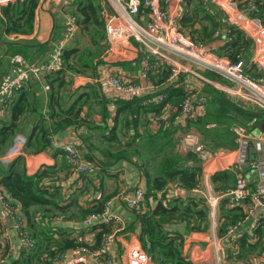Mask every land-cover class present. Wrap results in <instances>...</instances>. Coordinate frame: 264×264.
I'll return each instance as SVG.
<instances>
[{
    "label": "trees",
    "instance_id": "obj_1",
    "mask_svg": "<svg viewBox=\"0 0 264 264\" xmlns=\"http://www.w3.org/2000/svg\"><path fill=\"white\" fill-rule=\"evenodd\" d=\"M238 1L241 10H248L251 18H257L264 24V0ZM39 2V0H19L3 7L0 10V24H3L2 20L5 21L4 33L8 35L17 34V36H21V34L31 35L35 27L36 12L40 7ZM183 6L184 12L178 19V26L187 37L197 44L206 46L213 41L217 31L223 29L229 30L224 35L229 37L230 40L220 50V55L226 56L233 64L245 60L246 74L247 72L251 73V68L256 69L254 65L250 66V62H248V58L251 57L253 52V40L243 30L235 26H228L227 28L224 12L215 6L211 0H184ZM74 7L75 10H71L73 15L67 13L66 16L75 17L77 27L90 37L92 44L97 45L99 38L97 32L105 31L102 17L104 7H106L104 0L101 4L100 0H76ZM76 17L79 18L77 19ZM34 44L35 42L33 41L25 43L11 42L10 45H21L18 48L12 47L13 52L11 55L21 56L29 66L35 65L26 60L29 59L28 54L32 51V48L28 47H33ZM27 49H30V51ZM62 56L61 63L63 66L60 70L50 71L47 74L43 73V80H45L47 86L49 85L54 95L58 94L56 89L67 88L68 82L65 79V75H63V70L67 67V70L75 71L77 66L75 64L74 68L72 65L68 67L71 59L70 53L63 52ZM77 62L83 67L86 66L87 69L91 67V61L79 60ZM163 69L164 67L159 72L151 74V76L161 73ZM170 71L168 72L169 76L171 74ZM168 75L165 77V80L163 79L161 82L154 84L160 87V94L165 95V98L159 104L151 103V99L147 96L135 97L128 101L109 100L98 85L101 97L107 100L108 104L112 105V108L116 104L121 103V107L117 110L119 115H125L127 118L133 114L130 122H128V119L126 120L128 123L124 127H122L123 120L119 123L116 119L112 122L111 126L102 127H104L105 131L108 129L107 134H105L106 142L122 145V136L129 134L131 130H129L130 125L138 126L137 123L140 120L141 114L135 113L150 111L149 113L154 114L162 123V127L158 132H146L144 135H138V140L133 144L134 150L132 156L138 159L140 164H137L141 176L145 181V201L146 197H156L157 193H161V197H164L157 201L156 207L153 210L145 212L144 203L142 211L134 212L136 221L139 222L140 226L139 240L154 264H196L184 252L183 236L166 230L168 224L183 220L185 217L190 216L191 213L192 217L197 216L201 221L207 220V215L209 214V208L205 203L206 199L187 202L195 206L194 211H191L190 207H185L187 203L180 198H172L171 201L165 199L170 188H173L175 185L186 191L195 190L199 186L203 175V165L198 159L197 154L192 151L181 153L178 146L181 144L183 136L189 132L188 128L193 126L200 133L202 131L207 132L209 136H216L223 145H227V137L232 135L233 143L231 141L228 145H235L233 127L239 124H229L230 117L235 114H242L245 117L246 115H253L254 118L264 117V114L258 110L248 109L243 103H239L238 100H234L224 92L208 85L206 92L208 96L205 97L207 104L205 115L197 119L187 118L183 123L179 118L182 114L183 102L190 94L188 93L190 85L184 81L185 77H181V75L173 84H167L161 88L163 84H166L169 78ZM205 76L212 81L218 79L215 73L212 72H206ZM23 84L24 82L19 87L13 88L9 97H6L4 102L1 103V105L9 104L8 108L11 113V119L4 123L0 122V156L11 145L10 143L13 142L15 136L21 133L19 132L22 130V120L20 118H23L26 112L31 109L30 103L32 102V93L34 91L33 89L24 87ZM16 95L17 98L14 99ZM55 98L62 99L58 95ZM53 101H55L54 98ZM135 101H139L138 106H131ZM34 103H37V101ZM54 104L60 107V120L57 123L48 122L51 118L50 115L54 117V111L51 110L52 103L50 97L48 104V114L50 115H48L47 119H41L40 115V119L29 137L27 145L28 153L37 154L45 151L51 146L52 136L57 130L74 126L78 124V120H82L81 116L86 106L82 101L81 103L76 101V104L67 109H64L58 100ZM142 104L143 106L141 107ZM159 114L161 116H157ZM226 119L227 122L225 121ZM224 127L225 129H223ZM124 128L126 132H122ZM256 128L257 126L255 127L254 125L251 128L252 130H250L254 131ZM180 130L184 133L182 137L179 136ZM85 147H88V145H85ZM92 147L93 145L89 149ZM76 149L79 154L78 157L82 161L91 164L94 169V173L82 171L79 175L76 174V177L95 175L98 173L97 170H101L102 163L98 162L90 151L85 153L79 151L77 147ZM97 149L105 154L113 153L112 151H108L107 147L100 148L97 146ZM116 153V155L111 156L120 158L122 155H129L131 152L121 151ZM63 154L66 161L63 169L68 171V176L65 179L66 181L72 180L70 177L75 175L74 169L68 162L64 150ZM52 171V168H45L30 175L27 172L23 157L17 158L7 167L0 164V187H4L9 192L11 199L16 203L9 204L13 207L12 210L18 208L22 213L21 218L14 217V219L16 223L20 224L19 234H22L26 238V241L20 245L21 249H23L22 255L25 258L19 261L15 260L12 264H51L52 262H58L69 250L73 251L79 247H86L89 250H91L90 248L100 249L105 237L113 233V225L103 222L96 223L92 227H85L91 229V232L96 234L94 244L89 245L82 238L72 237V231L66 229L68 227L63 226V223L57 224V227H55V223H50L53 218L58 216L60 218L62 216L65 221L85 220V218L92 214L103 213L106 210L107 202V200L95 201V204L89 209L80 208L78 213L67 214L70 207H79L78 201L65 194L66 198H64V189V192H62L58 187H52L47 183L52 175ZM236 177L237 172L235 169H227L216 173L212 177V182L217 191L223 192L227 188H231L236 182ZM66 183L69 184L68 182ZM239 212L237 208L223 210L224 223L221 228L222 233H226L228 225L234 224L243 218V214ZM10 213L15 216L14 211H10ZM1 219L2 217L0 216V221ZM193 225V229H201L199 223ZM27 226H29L31 232L28 231ZM1 227L0 223V230ZM20 238L21 236L19 240ZM239 243L240 251L237 254V259L242 261L243 264L251 255L256 253L261 254L264 251V224L259 226L252 235L245 234ZM43 253L45 256L40 259L39 255ZM0 264H4V261L0 260Z\"/></svg>",
    "mask_w": 264,
    "mask_h": 264
},
{
    "label": "crops",
    "instance_id": "obj_2",
    "mask_svg": "<svg viewBox=\"0 0 264 264\" xmlns=\"http://www.w3.org/2000/svg\"><path fill=\"white\" fill-rule=\"evenodd\" d=\"M76 0H56V4H61L65 7L63 9L65 12L75 9ZM169 4L165 5V8L168 10L171 18L175 21L177 20V16L181 10L183 9V1L184 0H169ZM215 6L221 9L215 1L211 0ZM225 1V0H224ZM227 1V11L222 7V11L224 12L226 19V27L235 26L241 30L242 23H244L250 17L248 13V17L244 14V10H238L239 1L237 0H226ZM244 1V0H243ZM107 4V12L105 21H108V18L112 16V12L109 9V5L112 9L120 16L121 22L126 23L128 18L126 15L125 7H121L115 0H109L106 2ZM181 5V7H179ZM229 8V10H228ZM2 9V8H1ZM0 9V10H1ZM67 9V10H66ZM48 10L51 12L54 19L57 20V15L54 12L53 8L49 7ZM62 10V11H63ZM72 12V11H69ZM233 12V13H232ZM63 13V12H62ZM51 14L47 11L42 10L41 7L38 8L36 12V20L34 31L31 35L22 37L23 39H32L35 44L32 48V51L42 50L47 45L42 46L46 42L49 41L51 36L55 33L53 37V43L57 41L58 43L53 46L52 51L49 53L51 48L46 49L47 61L42 63H48L52 53H55L56 50L60 52L61 41L64 40L66 33L68 32L69 24L67 22V18L63 19V27L59 31L53 30V21ZM55 14V15H54ZM134 20H140L137 17L133 18ZM77 23V21H76ZM106 24V22H104ZM51 24V25H50ZM145 24V23H142ZM78 28V27H77ZM74 32V38H71L70 41L66 42V46L62 50L61 58L63 59V52L70 53L71 59H77L82 55L87 57V62L91 61V67L86 66L83 67V70H78V72H74V70H67V67L63 70V75H65L66 81L71 83L73 88L71 91L67 93V91L62 87L61 89H56L58 94H53L49 85L47 86L45 80H43V73L34 74L30 76L28 81H24L23 86L33 89L34 93H32V102L31 109L26 112L21 122L22 130L19 131L21 133L17 134L11 142L9 147L6 149L3 155L0 156V164L4 167L11 165L17 158L23 157L25 160V165L27 167V172L30 175H33L40 170L45 168H52V175L50 179L47 181L52 187L60 189L63 195L71 196L70 198H74V200L78 201V205L81 209H89L94 204L95 201L99 200H107L106 208L115 215H117L120 220L119 222L113 223L112 231L116 232L115 243L109 247V252L107 256H97V252L99 249L90 248V253H87L85 263L81 264H110L109 261L112 260L111 264H128V255L130 248L135 245H141L139 240L140 235V226L139 222L136 221L135 214L132 212H128L120 202L115 201V197L118 193L123 191H128L136 188L137 186L145 187V181L141 176V172L137 163H139L138 159L132 156L133 153V144L138 140V135H144L146 132L156 133L161 127L162 123L154 116V114L149 113L150 111H141L135 114H141L140 120H138L137 125H130L129 134H125L122 136V145L113 144L112 142L105 141V131L104 127L111 126L112 122L116 119L120 123L123 120V126L126 123L130 122L132 115H129L127 118L125 115H119L117 110L121 107V103L116 104L114 108L112 105L108 104L107 100H104L100 95V89L98 84L95 81V77H97L104 68V62H106L109 71L115 73H121L127 79L132 78L137 83H143L144 80L141 77V57L143 53L141 52V48L135 40H131V45L126 46L124 49H118L117 57L112 55H107L105 52L102 56V59L105 57L106 60H100V56H95V51L93 49L94 46L91 45L89 37L84 34L81 29L78 28ZM221 33L218 36H215L213 41L206 45V49H208L211 53H216L220 55V50L226 44V36L225 32H229V30L223 29L220 30ZM104 32V31H103ZM106 33V30H105ZM17 36V34H14ZM14 35H8L7 33L2 32L0 36V40L4 42L5 38L12 40ZM3 37V39H1ZM106 37V36H105ZM254 40V39H253ZM228 41V37H227ZM13 42V41H12ZM16 42V41H14ZM8 49V53L12 54V47L18 48L21 45H10L11 42H5ZM20 43V42H19ZM25 43V42H22ZM52 40L50 41V45ZM254 44L256 46V41L254 40ZM49 45V46H50ZM255 46L253 47L255 51ZM30 51V49H27ZM107 51V50H106ZM49 54V55H48ZM57 54V53H56ZM167 57V63L163 65L164 69L161 73L157 75L151 76V81L153 84L161 82L168 75L169 68L171 67H181L182 69L191 70V73H183L181 77H185L184 81L192 86L196 91H198L201 95L207 97V87L211 85L212 80L207 78L204 75L202 76L207 82H204L200 77L197 76V73L193 70L198 66V64L192 61L190 58H184L183 56L173 55L169 52H164ZM253 54V53H252ZM110 56V58L108 57ZM12 57H14L12 55ZM1 58V56H0ZM99 59V61L97 60ZM108 58V59H107ZM251 57L248 58V62H251ZM70 59V60H71ZM247 59V58H246ZM32 62V61H31ZM2 62H0L1 64ZM34 63V62H33ZM40 64V65H42ZM6 65V64H5ZM36 65V66H40ZM0 65V87L1 83L5 76L11 74L10 69H7V65L3 67ZM77 67V66H76ZM85 68V69H84ZM168 68V70H166ZM66 72V73H65ZM5 73V74H4ZM65 73V74H64ZM4 76L1 79V75ZM47 74V73H46ZM196 74V75H195ZM169 76V75H168ZM250 76V75H249ZM30 81V82H29ZM29 82V83H28ZM216 82V81H215ZM67 84V87H68ZM213 85V83H212ZM211 85V86H212ZM47 87H49L47 89ZM213 87V86H212ZM216 89V88H215ZM227 89V90H226ZM226 89H222L223 92L227 93L230 98L234 100H238L237 97L229 94V87ZM234 90L238 88H233ZM232 89V90H233ZM29 90V89H27ZM231 91V89H230ZM60 96L62 99H58L55 97ZM51 97L52 103V111H54V117L48 114V104L49 99ZM17 98V95L14 99ZM38 98V100H37ZM53 98L60 101V104L64 109L69 108L76 104V101L83 104H86L84 107V112L81 116L82 120H78V124L74 126H68L65 129L57 130L52 136L51 146L48 147L45 151L34 154L27 152V145L29 142V137L34 130V126L38 123L41 115V119L48 118L50 115L49 123H57L60 120V107L57 104H54ZM37 101V103H34ZM12 102V101H11ZM139 101H135L131 106H138ZM9 105V104H8ZM8 105H1L0 103V122L4 123L11 119V113L9 111ZM143 104L141 105V107ZM205 109V107H204ZM206 113V109H205ZM118 114V118H117ZM161 114V113H160ZM157 116H161V115ZM205 115V114H204ZM125 120H124V119ZM258 122L255 125L257 128L251 133L253 138H258L264 134V117H257ZM128 119V122L126 120ZM20 120V121H21ZM249 121V120H248ZM115 123V122H114ZM120 130V129H119ZM252 130V129H251ZM187 131V128H186ZM189 133L196 135L199 138L198 130L196 127L188 128ZM122 132H126V129ZM257 132V133H256ZM181 130L179 131V136H181ZM254 134L256 136H254ZM183 136V135H182ZM184 137V136H183ZM129 138L131 140L129 141ZM126 142V143H125ZM99 143V144H98ZM125 143V144H123ZM67 145L75 146L81 152L87 153L91 152L96 158V160L101 164V170H97L98 173L95 175L88 176H78L73 175L72 181L69 179L66 181L65 178L68 176V171L64 170L63 165L65 164L63 148ZM88 145V147H85ZM93 145L91 149L89 147ZM97 146L100 148L107 147L108 151H112L113 153H102ZM180 147V144L179 146ZM235 148L231 151L227 150L228 155H234ZM131 152L129 155H122L120 158H116L111 155H116V152ZM220 153L216 155L211 161L205 163L203 165V175L200 179L199 186L192 191H186L179 188L175 185L173 188H170L167 194V201H171L172 198H180L185 203L190 201H199L205 200V198H217L220 196L219 191L216 190L215 185L212 182V177L221 171H225L229 169V167H225L223 169H218L215 172H206V166L209 163H212L214 159H216ZM224 163V162H223ZM243 174L247 175V177L251 180V185H254V181L256 180V172H251L249 169L244 167ZM68 182L69 184H67ZM235 183L231 186L234 187ZM64 187V188H63ZM64 189V190H63ZM228 189V188H227ZM89 192H93L94 196L91 197V201L88 202ZM64 195V198H66ZM86 195L84 201L82 198ZM161 193H157L155 196L146 197L145 201V212L151 211L156 207L157 201L163 199L161 197ZM8 201H7V200ZM65 201V200H63ZM204 202V201H203ZM207 207L209 208V214L207 215V220L201 221L197 216L192 217V213L190 216L185 217V219L180 221H175L166 226V230L173 234H179L183 236L184 240V252L185 254L196 264H243L242 261L237 259L238 252L240 251V243L235 244L231 240L226 237L225 232H221V228L223 226V210L225 209H234L228 206L227 199H220L219 205L213 209H211L209 203L205 201ZM9 204H16L10 197L9 192L4 188L0 187V216L2 217L1 230H0V260L4 261V264H12L13 261H19L25 257H23L21 249V241L19 240L20 234L17 230L16 223L14 217H22V213L18 208L12 210V206ZM241 207H235L243 214V211L246 209L244 205H240ZM10 207V208H9ZM78 207V206H74ZM73 207V208H74ZM185 207H190L191 211H194L193 204L187 203ZM6 211H14L15 216L13 218L7 217L5 215ZM238 215V214H235ZM191 217V218H190ZM231 219V217H230ZM84 220H75V221H65L60 218V216L53 218L50 223H55V227L57 224L63 223V226H67L72 231V237L74 238H82L86 241L87 244L93 245L95 242L96 234L91 232V229H87L84 225ZM232 221V220H231ZM199 223L201 229H193V224ZM3 223V224H2ZM60 225V224H59ZM196 226V225H195ZM28 231L31 232L29 226H27ZM142 246V245H141ZM143 248V247H142ZM146 252V251H145ZM66 255L68 257H74L72 251H67ZM148 255V254H147ZM256 255V256H254ZM251 255L250 257L254 258L256 261H253L251 264H263V262H259L260 254L256 253ZM45 255H39L40 259ZM149 257V255H148ZM259 257V258H258ZM150 259V257H149ZM41 261V260H40ZM151 264H154L150 259ZM42 262V261H41ZM51 264H67V261L59 259L58 262H52Z\"/></svg>",
    "mask_w": 264,
    "mask_h": 264
},
{
    "label": "built area",
    "instance_id": "obj_3",
    "mask_svg": "<svg viewBox=\"0 0 264 264\" xmlns=\"http://www.w3.org/2000/svg\"><path fill=\"white\" fill-rule=\"evenodd\" d=\"M19 0H0V9L8 6ZM109 1V0H108ZM121 7H125L127 22L122 23L120 16L113 11L105 24L106 30V45L107 55L117 57L118 49H124L131 45V40L138 42L141 52V77L143 83H137L132 78H125L121 73L110 72L106 62L102 72L97 76L96 83L101 87L103 94L109 100L128 101L135 97L147 96L151 99V103L159 104L165 95L160 94V87L154 85L151 81V74L159 72L163 65L167 63V57L164 52H169L173 55L190 58L196 62L198 66L209 68L215 71L214 68L224 71L227 75L234 78L237 85L240 87L235 92L237 98L244 102L248 109L258 110L264 114V73L260 78H252L246 74V63L240 61L236 64L230 62L226 56H221L216 53H211L206 46L195 43L192 39L179 29L177 24L178 19L182 16L184 8L180 10L177 20H173L168 10L165 8L169 4V0H115ZM227 11V1L217 0ZM106 5V3H105ZM181 7V5L179 6ZM106 10H103V17H106ZM248 10H245V15L248 17ZM137 17L140 20H134ZM69 24L68 32L60 45V52L56 50L52 53L48 63L40 66H29L21 56L11 58L13 67L11 74L4 77L0 87V103H3L6 97L12 93L13 88L19 87L22 82L28 81L31 75L39 73H47L50 71L60 70L63 66L61 54L67 41L74 38V32L77 28L75 17H68L65 14V19ZM145 23V24H142ZM243 31L251 36L259 34L264 35V24L257 18L249 17L242 23ZM221 31H217L215 36H218ZM227 34V31L225 32ZM247 35V36H248ZM248 36V37H249ZM251 36L252 40L255 38ZM14 38H22L15 36ZM13 38V39H14ZM250 38V37H249ZM12 39V40H13ZM70 39V40H69ZM230 38L228 37V41ZM255 40V39H254ZM253 40V42H254ZM256 41V40H255ZM227 43V37H226ZM257 44V43H256ZM259 53H255V59L249 63L250 66H255L260 70H264V48L258 44ZM57 53V54H56ZM110 58V56H108ZM108 59V58H107ZM106 60V58H105ZM210 69V68H209ZM191 70L182 69L181 67H171V74L163 84V88L167 84H173L183 73H191ZM196 75V74H195ZM204 82H207L202 76L197 74ZM231 79V78H230ZM211 84V83H209ZM212 85V84H211ZM214 88L215 86L212 85ZM48 89V87H47ZM189 96L185 99L182 105V114L179 119L185 122L187 118L197 119L205 114V96L201 95L192 86L188 87ZM240 96V97H239ZM258 118L254 117L247 125H236L233 127L235 136L234 150L235 157L232 167L237 172L236 182L234 187L220 193V196L214 199L205 198L211 209L219 205L220 199H227V204L231 208L241 207L244 205L246 209L243 211V218L234 224L227 226L226 237L233 243L237 244L245 236L252 235L259 226L264 224V134L258 138L252 137L250 129L256 125ZM182 147L186 151H192L198 155L203 163H207L217 154L212 153L203 144H200L198 137L192 133L184 135ZM68 162L72 165L75 175L82 171L94 173L91 164L82 161L78 157V152L75 146L67 145L63 148ZM228 157V153H227ZM246 167L251 172H256V180L254 185H251V180L247 175L243 174V167ZM115 201L120 202L128 212L142 211L145 203V189L142 186L128 191L120 192L116 195ZM5 215L10 218V211H6ZM120 218L111 213L108 208L103 213L92 214L85 218L84 224L87 227H92L96 223L112 224L119 222ZM16 223V222H15ZM114 226V225H113ZM17 230L20 229V224L16 223ZM116 232L107 235L102 242V246L97 252V256H107L111 245L115 243ZM21 244L26 241V238L20 234ZM90 250L86 247H79L72 251L74 257L63 255L60 259L67 261V264L85 263L86 255ZM256 256V255H254ZM252 258V257H251ZM259 258V257H258ZM260 261L264 264V251L260 254ZM256 261L252 258L251 262ZM112 263V260L109 261ZM128 264H151V261L141 245H135L130 248L128 255Z\"/></svg>",
    "mask_w": 264,
    "mask_h": 264
},
{
    "label": "rangeland",
    "instance_id": "obj_4",
    "mask_svg": "<svg viewBox=\"0 0 264 264\" xmlns=\"http://www.w3.org/2000/svg\"><path fill=\"white\" fill-rule=\"evenodd\" d=\"M40 2V7H41V5H42V3H43V1L44 0H39ZM221 1H224V0H221ZM237 0H234V2H236ZM56 2V0H48V3H47V5H45V8H51V10H52V8H53V10H54V12L56 13V15H57V19H58V22H57V20L56 19H54L55 20V25H54V32L56 31H59L62 27H63V19H64V15L65 14H72V12H69V11H71V10H69V11H67V12H65L63 9H65V7L61 4V2H60V4H56L55 3ZM101 2H103V0H100V4H101ZM237 3V2H236ZM107 5V4H106ZM221 9H222V7L220 6V5H218ZM74 9V8H73ZM104 9L106 10V7H104ZM63 10V11H62ZM67 10V9H66ZM75 10V9H74ZM223 10V9H222ZM228 10H229V8H228ZM238 10H240V8L238 7ZM63 12V13H62ZM233 13V12H232ZM55 15V14H54ZM73 15V14H72ZM103 17V16H102ZM77 19L79 18V17H76ZM0 19H1V11H0ZM104 19H105V16L103 17V21H104ZM1 21V20H0ZM2 22H3V24H0V36H1V33H2V30H4L5 31V27L3 28V25L5 26V21H3L2 20ZM105 24V23H104ZM177 24H178V21H177ZM51 25V24H50ZM105 26V25H104ZM52 27H53V25H52ZM77 30H78V28H77ZM97 34L99 35V38H98V40H97V45H94V44H92L91 42V45L92 46H94L93 47V49H94V51H95V56L96 57H99L100 56V60H104L105 59V57L102 59V55L106 52V50H107V45H106V38H105V36H106V33H105V31L103 32V31H99V32H97ZM250 34H251V36H254V34H253V32H250ZM14 35V34H13ZM55 35V33L51 36V38L49 39V41L48 42H46L45 44H43L42 46H45V45H47L44 49H42V50H34V51H30L29 52V54H28V57H29V59H26L28 62H30L31 63V61H32V63L33 64H35V65H40V64H42V63H44V62H46L47 61V59L48 58H46V56H47V51H45L46 49H48V48H51V50L49 51V53L52 51V49H53V46L55 45V44H57L58 42L57 41H55L54 43H53V40L55 39V37H53ZM248 35V34H247ZM10 36V35H9ZM24 36H28V35H25V34H21V37H24ZM75 36V35H74ZM249 36V35H248ZM251 36H249L250 37V39L252 38ZM104 37V38H103ZM255 38V40H256V46H255V44H254V42H253V47L255 46V51H254V49H253V54L251 55L252 56V58H251V61H253L254 59H255V53H259V49H258V44L260 45V47L261 48H264V35H262V34H259V37L258 36H254ZM52 40V43H51V45H50V41ZM89 40H90V37H89ZM14 42V41H16V42H31L32 41V39H23V38H14L13 40H9V39H7V38H5V40H4V42H2L1 40H0V56H1V58H0V62H2L3 64H4V66L3 67H5L6 65H7V69H10V71L9 72H11V70H12V67H13V64H12V61H11V58H12V55L11 54H9L8 53V47H7V45H6V43L5 42ZM63 41V40H62ZM61 41V42H62ZM50 45V46H49ZM66 46V45H65ZM64 46V47H65ZM49 55V54H48ZM245 59V58H244ZM79 60H84V61H87V57L86 56H84V55H82L81 57H78L77 58V61H79ZM97 60L99 61V59L97 58ZM77 61H75L74 59H71L70 60V62H69V66L68 67H70L71 65L73 66V68L76 66L75 64H77V67H76V69H75V71L74 72H76V70H83V66L79 63V62H77ZM245 61V60H244ZM261 62H264V58L262 59V61ZM2 63L0 64L1 66H2ZM251 63H253V62H251ZM6 64V65H5ZM165 65V64H164ZM64 67H65V65H64ZM210 68V69H209ZM209 68H206V67H204V66H202V67H200V66H197L196 68H194L193 70L197 73V74H199V75H204L205 76V73L206 72H212V73H215V75L218 77V79L217 80H215V81H212V83H213V85L215 86V88L217 89V90H219V91H222L223 92V90L222 89H226V87H229L230 89H231V91H230V89H229V94H231V95H233V96H235V97H237V95L235 94V92L238 90V89H236V88H240L238 85H237V83H236V81H234V80H232V79H234V78H232V77H230L229 75H227V78L225 77L226 76V74L224 73V71L222 72V70H219V69H217V68H214L215 69V71H213V70H211V69H213V68H211L210 66H209ZM252 70L250 71L251 73H249V72H247V74H249L250 75V77H252V78H258V77H260V76H262V74L264 73V70H260L259 68H256L255 70H254V68H251ZM171 69H169V71H170ZM170 73H171V71H170ZM5 74V73H4ZM4 74L3 75H1V79H2V77L4 76ZM211 78V77H210ZM231 78V79H230ZM211 83V84H212ZM73 88V86L71 85V83L69 82V84H68V87L65 89L66 91H67V93L69 92V90L71 91V89ZM233 88H235L236 90H234ZM233 89V90H232ZM227 90V89H226ZM225 93V92H224ZM225 94H227V93H225ZM240 97V96H239ZM238 102L239 103H243L246 107H248L244 102H242V101H240L239 99H238ZM205 103V109H206V106H207V104H206V102H204ZM210 107H212V106H210ZM248 108H250V107H248ZM244 115H242V114H235V115H233L232 117H230V122H229V124H240V125H247V123H248V120H250V119H252L253 118V115H246V117L244 116ZM226 122H227V119L225 120ZM223 129H225V127L223 128ZM201 130V129H200ZM189 133V132H188ZM257 133V132H256ZM198 134L200 135L199 136V138H198V141H199V143L200 144H203L208 150H210L212 153H214V154H221V155H219L216 159H214L213 160V162L212 163H209L207 166H206V172L207 173H209V172H215L216 170H218V169H223V168H225V167H232L231 166V163H233V161L235 160L234 159V157H235V154L234 155H228V157H227V150H229V151H231L232 149H234V148H236V145H228V143L229 142H231L232 141V135L230 136V137H227V140H226V142H227V145H223V144H221V142L219 141V139L216 137V136H214V137H212V135H208L207 134V132H202L201 131V133H200V131L198 130ZM183 135V134H182ZM182 135H181V137H182ZM254 136H256L255 134H254ZM234 138V143H235V136L233 137ZM131 140V138H129V141ZM183 140V139H182ZM126 143V142H125ZM125 143H123V144H125ZM135 143V142H134ZM232 143H233V141H232ZM99 144V143H98ZM179 148V151L181 152V153H186L187 151L182 147V142H181V144H180V147H178ZM198 156V155H197ZM216 156H214L213 158H215ZM198 159L201 161V159L198 157ZM224 162V163H223ZM201 163H202V165H204L205 163H203L202 161H201ZM140 164V163H139ZM138 165V164H137ZM245 167V166H244ZM244 167H243V169H244ZM94 193L93 192H89V199H88V202H90L91 201V197H93L94 195H93ZM85 197H86V195H84L83 196V200L84 201H87V199H85ZM79 210H80V206L79 207H70V209L68 210V212H67V214H71V213H78L79 212ZM67 214H65V215H67ZM68 216V215H67ZM61 218L62 219H64L62 216H61ZM251 260H252V258L250 257V258H247V260H245V262H244V264L246 263V264H251L252 262H251Z\"/></svg>",
    "mask_w": 264,
    "mask_h": 264
},
{
    "label": "water",
    "instance_id": "obj_5",
    "mask_svg": "<svg viewBox=\"0 0 264 264\" xmlns=\"http://www.w3.org/2000/svg\"><path fill=\"white\" fill-rule=\"evenodd\" d=\"M106 2H108V0H106ZM47 3H48V0H44L43 3H42V5H41V8H42V10L47 11L48 13L51 14V12H50L47 8H45V5H47ZM109 7L111 8L110 5H109ZM51 17H52V21H53V29H54L55 20H54L52 14H51ZM3 26H4V25H3ZM4 27H5V26H4ZM2 32H5V31L2 30ZM1 39H3V37H1Z\"/></svg>",
    "mask_w": 264,
    "mask_h": 264
},
{
    "label": "bare ground",
    "instance_id": "obj_6",
    "mask_svg": "<svg viewBox=\"0 0 264 264\" xmlns=\"http://www.w3.org/2000/svg\"><path fill=\"white\" fill-rule=\"evenodd\" d=\"M114 4H116V5H117V4H119V3H114Z\"/></svg>",
    "mask_w": 264,
    "mask_h": 264
},
{
    "label": "clouds",
    "instance_id": "obj_7",
    "mask_svg": "<svg viewBox=\"0 0 264 264\" xmlns=\"http://www.w3.org/2000/svg\"><path fill=\"white\" fill-rule=\"evenodd\" d=\"M107 6V5H106Z\"/></svg>",
    "mask_w": 264,
    "mask_h": 264
}]
</instances>
